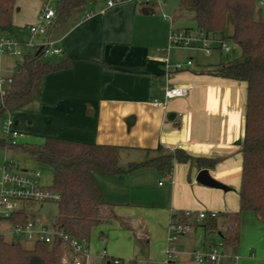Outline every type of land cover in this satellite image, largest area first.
Returning <instances> with one entry per match:
<instances>
[{
    "label": "crops",
    "instance_id": "1",
    "mask_svg": "<svg viewBox=\"0 0 264 264\" xmlns=\"http://www.w3.org/2000/svg\"><path fill=\"white\" fill-rule=\"evenodd\" d=\"M15 1L13 30L8 36L14 38L15 31H23L29 36L27 28L37 22L42 0ZM260 1L264 0H259L256 16L264 20L261 16L264 6ZM107 2L93 0L85 8L76 10L67 23L51 29L49 38L62 49V54L55 61L68 59L71 66L49 75L33 102L19 112H11L5 121L10 120L12 129L24 135L22 139L30 135L76 143L122 146L124 149L120 160L124 157L125 164L120 167L123 169H127L130 163H140L181 149L193 158L212 160L214 165L206 169L216 180L232 186L231 176L226 171L230 164V147L236 141L235 134L237 139L242 137L243 147L246 84L207 73L214 66L231 61L227 58L230 53L224 54L215 48L212 51H220L221 58L214 59H200L194 55V51H190L193 54L186 53L184 57H179L175 52L171 56L170 53L173 62L186 63L191 60L195 64L193 69L190 67L173 72L172 78L170 75L169 83L173 87L189 88V94L185 98L170 99L165 105L157 106L153 101L165 100L168 83L163 66V50L167 45L169 28H197L176 27L184 13L180 3L182 10L169 21L159 15L154 4L118 0L108 6ZM26 39L18 40L26 43ZM0 69L4 74L12 72L5 65ZM242 122L244 127L240 131ZM13 149L0 148L6 153ZM239 160L238 190L242 150ZM200 170L195 162L181 164L174 161L171 174L166 176L160 175L153 167H147L131 172L122 179L101 174L95 177L104 199L115 206L118 216L130 222L135 233L136 228H140V223H143L144 213L147 211L152 213L150 215H156L152 211L162 206L161 199L165 197L167 200L163 204L167 203L168 207L163 208L166 213L169 209L170 220L173 212L193 210L196 203L209 212H237L238 190L235 201L234 197L231 200L228 191L198 183L196 176ZM161 177L168 178V188L162 182L158 183ZM178 186L182 187L180 197ZM246 215L247 222H251L257 231L259 227L264 229V224L252 213L243 212L241 232ZM114 222L123 228L119 222ZM199 222H191L193 227L188 233L187 245L182 252L177 251L178 259L183 257V264L194 263L191 253L196 248L210 249L222 240L224 222H221L220 233L216 235H206ZM198 226L202 227L199 232L196 229ZM9 233H1L2 238L8 241L6 236H11ZM136 235L149 237L146 230L137 231ZM128 237L129 234L122 238L117 236V240H122L125 247L129 243ZM239 249L240 245L228 250L236 254ZM114 255L110 256L107 251V257L125 261H129L132 256L128 247L119 248ZM71 259L72 253L66 251L63 263L70 264ZM177 260L169 264H175Z\"/></svg>",
    "mask_w": 264,
    "mask_h": 264
},
{
    "label": "trees",
    "instance_id": "2",
    "mask_svg": "<svg viewBox=\"0 0 264 264\" xmlns=\"http://www.w3.org/2000/svg\"><path fill=\"white\" fill-rule=\"evenodd\" d=\"M93 0H58L54 27L64 25L76 10L83 9ZM15 0H0V34L8 35L13 30ZM180 6L195 13L197 29L208 34L220 35L233 41L241 50L240 57L222 62L207 73L246 84V120L242 147V170L238 190L239 210L220 212L208 216L199 224L206 235L220 233L221 222L223 246L234 249L240 245L241 216L252 213L264 224V20L256 18L257 0H180ZM233 27L232 35L225 36L227 21ZM71 61H49L43 52H28L15 66L7 79L4 92H0V117L29 106L43 87L46 78L68 69ZM0 148H21L35 161L48 165L53 171V184L49 188L60 195L58 218L55 227L72 239L89 245L94 228L119 222L132 229L130 222L115 212L108 203L95 175L117 176L141 168L153 167L160 175L171 174L174 161L181 164L195 162L200 169L210 168L214 162L208 158H193L177 149L157 158L140 163H130L127 169L119 165L124 149L118 145L76 143L55 138H45L42 145H13L0 139ZM159 150H162L159 148ZM182 212V211H181ZM16 223H24L26 215H16ZM188 223V219L184 218ZM144 249L150 245L147 236H137ZM68 244L60 237L52 243L37 242L32 249H25L19 241L0 239V264H64ZM101 264H137L106 257ZM212 264V263H208Z\"/></svg>",
    "mask_w": 264,
    "mask_h": 264
},
{
    "label": "built area",
    "instance_id": "3",
    "mask_svg": "<svg viewBox=\"0 0 264 264\" xmlns=\"http://www.w3.org/2000/svg\"><path fill=\"white\" fill-rule=\"evenodd\" d=\"M118 0H108V6L114 5ZM58 0H42L41 9L38 20L35 24L28 26L29 40L21 43L12 36L0 34V57L10 55L13 57H23L28 51H41L45 58L50 56H59L62 49L57 42L49 38V33L54 27L56 19V7ZM139 3L146 4H163L165 0H137ZM264 6V1H260ZM163 17L169 21L171 19L163 13ZM168 46L163 50V62L166 72L165 78L168 81L165 89V100H154L157 106H163L170 99L185 98L189 94V88L173 87L170 83V75L173 72H180L193 66V62L188 60L186 63L173 62L170 53L174 47L197 48L209 55L212 50L218 48L222 53L231 52L230 46L223 37H217L213 34L199 29L177 30L173 27L168 36ZM7 83V79L0 75V92H4L3 85ZM4 131L7 139L13 145H16L24 135L12 129L10 120L4 123ZM0 218L3 221L11 223V235L15 241H28L36 244L37 242L52 243L56 237L62 238L68 244V250L72 253L70 264H94L88 244L83 241L72 239L68 234L59 231L55 226L52 229L38 225L30 216V207L37 204H43L46 201L58 202L60 195L50 189L42 186L39 182L40 172L30 173L27 170H20L12 161L6 160L0 164ZM26 215L27 221L24 223H16L13 217L16 215ZM216 217L215 211H180L173 212L170 221V237L169 241L174 243L179 237L188 234L192 230V220L204 221L208 216ZM184 218L188 219V223L184 222ZM3 235L0 233V239ZM194 264H226L228 261L234 264L239 261V256L229 252L223 246L222 240L212 246L210 249L204 247L196 248L192 253ZM106 252L101 254V260L105 259ZM178 259V252L174 246L167 249L165 263H170ZM68 263V262H67Z\"/></svg>",
    "mask_w": 264,
    "mask_h": 264
},
{
    "label": "rangeland",
    "instance_id": "4",
    "mask_svg": "<svg viewBox=\"0 0 264 264\" xmlns=\"http://www.w3.org/2000/svg\"><path fill=\"white\" fill-rule=\"evenodd\" d=\"M16 2V1H15ZM180 0H165V3L163 4H157L153 3L155 6V10L158 11L159 15L162 16L163 13H165L170 19H174L175 14H178L182 10V8L179 6ZM152 5V4H151ZM257 6H259V0H257ZM185 10V11H184ZM183 15L181 16V19L176 23L177 28H184L185 26L191 27V28H197L196 23V16L195 13L190 9H183ZM262 19H264V10L262 11ZM256 18L259 20V17L256 16ZM171 28H169V33L171 31ZM19 32V34H17ZM15 31L14 32V38L16 40L27 38L25 42H28L30 36H26V34L22 31ZM233 27L230 20L227 21V25L225 28V36L228 37L232 35ZM55 33V31H53ZM168 33V36H169ZM25 35V36H24ZM218 37H221V34L218 35ZM19 41V40H18ZM168 38H167V45H168ZM226 43L230 46L231 52L229 56L227 57L229 60H234L241 55L240 48L230 39H226ZM166 45V47H167ZM28 52H31L27 50ZM190 51H194V55L198 56L200 59H214V58H221L220 51H212L209 55H206L202 50H198L197 48H187V47H174L171 51L175 52L179 57H184L186 53H192ZM192 53V54H193ZM60 56H50L46 58L49 61H55L59 59ZM23 57H13L10 55H3L0 57V64L6 66V69L11 70L12 72L9 73L6 72L5 74L0 69V75L2 77H8L12 76L13 74V68L16 66V64L20 61H22ZM225 58V56H224ZM179 62V61H178ZM182 63V62H181ZM195 66L193 62V67ZM0 67V68H1ZM9 74V75H6ZM173 74V73H172ZM173 75H171L172 78ZM238 82V81H235ZM6 84L3 85V88H6ZM244 106V105H243ZM21 110L13 111V112H19ZM9 115V114H8ZM7 115V116H8ZM6 117H0V139H6L7 134L4 131V122ZM244 122H242V125H240V131L244 127ZM241 123H238L239 125ZM236 125V128H237ZM234 130V127H233ZM235 131V130H234ZM237 134L234 135V140L238 141V145L236 144V141L231 144L230 147V155H229V161L230 164L228 166L229 176H231L230 183L232 186H228L230 190L228 191L229 196L232 200V197H234V200L236 201V192L238 190V181L240 174V168H239V162H240V154L242 150V137L240 136L238 139L236 138ZM45 138L42 137H32L30 135H27L24 139L19 141V144H36V145H42ZM240 145V148H239ZM9 160L14 162L20 170H27L30 173H36L40 172V178L39 182L42 186L50 187L53 184V171L52 168L48 165L39 163L32 159L28 153L23 151L21 148H14L12 152L6 153L3 150H0V164H3L4 161ZM238 160V162H237ZM237 162V163H236ZM125 164V158L123 157L120 160L119 165ZM238 166V167H237ZM226 167V166H225ZM236 167V168H235ZM227 169V168H226ZM235 172V173H234ZM231 174V175H230ZM0 178H1V172H0ZM178 179H176L177 181ZM162 182L164 184L165 188L169 187V180L166 177H161L158 179V183ZM222 183V182H221ZM226 185V184H225ZM178 197H180V191L182 190V187L178 186ZM182 197V196H181ZM166 197L161 199L162 206L158 207L155 211H152L153 213H156V215H150L151 212L144 213L145 217L143 218V223H140V228H136V232L132 229H126L125 227L120 228V226L117 225L116 222H113L109 225H102L99 227H96L93 229L90 242H89V252L91 256L93 257L94 264H101V254L105 251L107 254V251L110 256H115L114 252H116L119 248L123 247L124 249H127L128 252H130L131 258L135 259L138 264H161L162 261L165 260V254H167V247L174 246L176 248V251L182 252V249H185V245H187V240L189 237L188 235L179 237L178 241L172 243L169 241L170 237V214L169 209L166 213L164 211L163 207H168V204L165 203ZM147 210V209H146ZM188 211V210H186ZM194 212L198 211H207V209L202 206L201 204H197L193 206ZM31 216L30 218L36 222L38 225L46 227L47 229H52L55 226L56 220L58 218V212H59V206L54 201H46L43 204H37L30 207ZM193 221V220H192ZM156 225V226H154ZM150 227V229H149ZM11 229V223L8 221H3L0 218V232L1 233H8L10 231L5 229ZM258 231L253 227V225L247 222V215L243 221L242 224V232H241V240H240V249L237 250L235 253L239 256V261L237 264H264V229L263 227H259ZM198 232L202 230V227H196ZM146 230L149 234L150 238V245L148 247V250L144 249L142 244L137 239V231ZM120 232H124L120 234ZM125 234H129L128 245L123 244L122 240H117V236L124 237ZM216 235V234H212ZM165 237V240H164ZM130 238V239H129ZM217 238V237H214ZM6 239L8 241H13L12 236H6ZM220 240L221 237H218ZM127 240V239H126ZM181 243V244H180ZM22 246L25 249H32L34 247L33 242L24 241L21 242ZM65 258V256H64ZM63 258V259H64ZM183 257L181 256L180 259H178L175 264H183L182 261ZM127 260V259H126ZM164 264H169L165 263ZM187 264V263H184ZM188 264H194V263H188Z\"/></svg>",
    "mask_w": 264,
    "mask_h": 264
},
{
    "label": "water",
    "instance_id": "5",
    "mask_svg": "<svg viewBox=\"0 0 264 264\" xmlns=\"http://www.w3.org/2000/svg\"><path fill=\"white\" fill-rule=\"evenodd\" d=\"M40 51H38L39 53ZM196 181L204 186L214 188V189H220L223 191H229L230 188L221 183L220 181L216 180L209 172L208 169H202L198 172L196 176Z\"/></svg>",
    "mask_w": 264,
    "mask_h": 264
}]
</instances>
